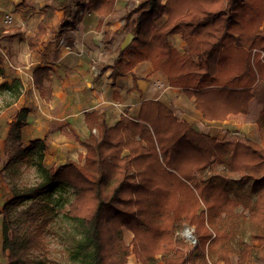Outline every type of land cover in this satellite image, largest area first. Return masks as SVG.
<instances>
[{
  "label": "trees",
  "instance_id": "1",
  "mask_svg": "<svg viewBox=\"0 0 264 264\" xmlns=\"http://www.w3.org/2000/svg\"><path fill=\"white\" fill-rule=\"evenodd\" d=\"M77 1L46 3L39 31L28 39L31 50L56 12L67 25ZM114 5L90 0L83 6L105 16ZM135 14L127 32L134 39L111 67L114 83L148 61L171 88L195 99L205 120L254 114L264 141V0H142L127 24ZM176 35L186 43L183 54L172 43ZM15 41H23L21 30L0 16V77L3 46ZM45 80L48 70L36 71L41 91ZM22 88L14 79L0 85V94L14 100ZM28 113L22 109L9 135L11 157L2 178L13 197L0 212V264H35L36 254L47 258L48 237L55 235L66 238L61 259L37 264H126L124 229L134 234L144 264H231L233 255L237 264L264 261L260 144L220 142L169 106L148 100L137 120L123 117L114 128L91 115L83 161L48 166L45 141L22 140ZM22 168L35 172L36 184L19 185ZM184 226L194 228L195 246L177 236Z\"/></svg>",
  "mask_w": 264,
  "mask_h": 264
},
{
  "label": "crops",
  "instance_id": "2",
  "mask_svg": "<svg viewBox=\"0 0 264 264\" xmlns=\"http://www.w3.org/2000/svg\"><path fill=\"white\" fill-rule=\"evenodd\" d=\"M49 1L43 0L38 5V0H0L2 20L9 27L20 29L23 35V41L3 48L13 53L20 49L17 46H23L30 55L26 67L16 72L11 70L8 54L3 51L5 76L0 77L1 84L17 79L23 88L20 96L8 103L4 115L0 116V144L2 141L5 145L22 109H28L21 130L22 140L25 144L44 140L48 166L83 161V143L90 137L94 121L91 115H96L97 123L114 128L123 117L137 120L142 103L154 100L169 106L181 121L220 142H230L225 138L235 133L233 137L246 138L248 135V140L264 148L252 113L231 116L225 121H207L195 108V99L171 88L163 73L156 71L148 61L137 64L132 74L113 82L111 67L129 35L128 29L135 22L133 16L127 24L126 16L142 0H115L112 13L105 16L84 9L83 5H88L90 0L86 3L78 0L74 4V16L68 19L67 25L63 13L56 12L41 43L31 50L28 39L39 31ZM171 40L182 54L185 53L186 43L181 36L176 35ZM21 54L17 53L18 60ZM44 68L48 70L49 80L44 81L41 91L35 84V73ZM4 204L0 192V211Z\"/></svg>",
  "mask_w": 264,
  "mask_h": 264
},
{
  "label": "rangeland",
  "instance_id": "3",
  "mask_svg": "<svg viewBox=\"0 0 264 264\" xmlns=\"http://www.w3.org/2000/svg\"><path fill=\"white\" fill-rule=\"evenodd\" d=\"M165 2V0H164ZM43 3V0H38L37 4L41 5ZM45 3V2H44ZM36 4V5H37ZM138 6H136L134 9H136ZM133 9V10H134ZM132 10V11H133ZM134 19L135 21L137 20V14L134 15ZM8 20V19H7ZM18 52H22L21 54V60H18L16 55H17V51L14 50L15 52L11 53L10 55H7L9 58V65L12 64V71H16L19 72L18 69L26 67V63L28 62V57L29 52L28 50L23 47V46H17ZM11 67V66H10ZM14 67V68H13ZM8 69H10L9 67H6ZM2 79H0V85H1ZM24 100V99H23ZM12 101L11 95L8 93H3L0 94V116L4 115L5 113V109L8 103H10ZM254 118V114H252V116ZM253 118H248V120H253ZM230 134V133H229ZM235 135V133H232ZM232 134H230L231 136H228L225 138V141H230V142H238V143H246L248 141V135H246V138H244L241 135H236V136H232ZM13 142H11L10 138L8 137V140L4 143L0 144V192H2V196H3V201L4 203H6L7 201H9L10 199H12L13 195L11 192V185L8 179H3L2 177H6V173L4 171V168L6 166V164L8 163L10 157H11V153L8 154V149H11V145ZM4 145V146H3ZM28 145V144H25ZM13 153H14V149H12ZM11 150L9 152H12ZM12 153V155H13ZM221 169V168H220ZM23 175L20 177L19 180V185L21 187H24L25 185H34L37 183L36 180V174L33 170H27L25 171V169L22 168ZM5 173V176H4ZM3 209V208H2ZM1 212V211H0ZM177 236L179 237V239L185 241L186 243H188L189 245H193L195 246L197 244V239H196V235L194 232V228L192 227H188V226H184L182 228L179 229ZM66 238L65 237H61V236H49L48 237V242H49V248H50V255L46 258L41 255L36 254L33 261L35 264L39 263L41 260L42 261H46V262H53V261H59V259H61V256L63 254V249L66 248L67 244H66ZM123 241H124V245L125 247L128 249L129 251V255L126 259V264H144V257L141 254L140 250H139V246L136 244L135 238H134V234L126 229H124V233H123ZM157 259H160V256L157 257ZM255 261V264H264V262H262L263 260H258L256 258H254L252 260V262ZM238 262V256L237 255H233L231 258V264H236ZM213 264H216L212 261ZM162 264V262H161ZM222 264V263H219ZM253 264V263H251Z\"/></svg>",
  "mask_w": 264,
  "mask_h": 264
},
{
  "label": "water",
  "instance_id": "4",
  "mask_svg": "<svg viewBox=\"0 0 264 264\" xmlns=\"http://www.w3.org/2000/svg\"><path fill=\"white\" fill-rule=\"evenodd\" d=\"M133 39H134V35H132V34L127 35V37H126L121 49L122 50L127 49L131 45Z\"/></svg>",
  "mask_w": 264,
  "mask_h": 264
},
{
  "label": "built area",
  "instance_id": "5",
  "mask_svg": "<svg viewBox=\"0 0 264 264\" xmlns=\"http://www.w3.org/2000/svg\"><path fill=\"white\" fill-rule=\"evenodd\" d=\"M80 1H81V2H85V3H86L88 0H80Z\"/></svg>",
  "mask_w": 264,
  "mask_h": 264
}]
</instances>
